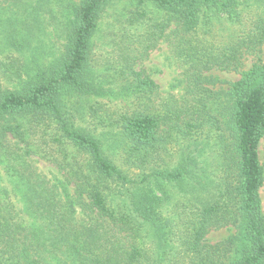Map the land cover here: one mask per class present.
<instances>
[{
    "label": "trees",
    "instance_id": "16d2710c",
    "mask_svg": "<svg viewBox=\"0 0 264 264\" xmlns=\"http://www.w3.org/2000/svg\"><path fill=\"white\" fill-rule=\"evenodd\" d=\"M52 1L57 6L0 0V15L10 13L0 17L7 28L0 29V66L15 85L0 86V148L7 133L24 136V122L47 136L48 160L58 170L53 177L17 173L29 220L0 195V264H264V62L252 63L223 92L207 86L213 78L206 74L236 71L245 54L260 51L264 0H132L127 22L146 23L144 50L168 42L183 69L184 93L158 108L157 84L125 58L118 75H134L125 85L135 92L132 111L118 121L125 168L65 104L71 92L98 91L90 76L93 36L112 0L58 3L65 17L61 52L45 66L35 56L24 61L20 53L40 14L51 11L55 19ZM19 23L29 29L20 32ZM223 23L232 26L227 36L215 31ZM203 139L214 145L211 162ZM173 142L178 157L169 164ZM230 226L227 238L207 241L211 230Z\"/></svg>",
    "mask_w": 264,
    "mask_h": 264
},
{
    "label": "rangeland",
    "instance_id": "374dc122",
    "mask_svg": "<svg viewBox=\"0 0 264 264\" xmlns=\"http://www.w3.org/2000/svg\"><path fill=\"white\" fill-rule=\"evenodd\" d=\"M70 1L77 2L78 0H57V6L52 1L49 6H52L54 20L50 14L51 11H48L41 13L39 22H36V25L30 29L20 23L17 25L20 32H26L28 29L31 31L28 37L29 44H25L27 46L23 47L20 53V57L24 61L32 60L35 56V61L45 66L61 52L65 42L61 33L65 17L63 14H59L63 11L59 8L58 3L61 2L66 6ZM131 8L132 0H112L99 18L97 31L93 36V63L92 71H90V76L96 81L98 91L71 92L65 96L67 108L75 110L76 124L100 138L108 156L114 163L122 167H127L129 163L125 162L126 144L118 121L121 114L132 111L135 97L134 86L130 85L127 88L125 85L129 80L133 81L134 75L131 74L129 79L122 74L118 75L120 73L117 70L122 67V63L125 64V58H127L129 66L134 70H142L157 84L155 103L158 108H161L162 99L170 95L180 98L184 93L183 83L180 82L183 78V69L173 56L168 42L160 39L156 41L154 47L144 50V43H141V40L143 41L147 25L143 23L133 26L127 22V13ZM9 15L10 13L7 11L0 17L5 19ZM229 25L227 23L218 24L215 29L216 33L227 36L229 33L227 26L232 27ZM239 28V25H234L232 29ZM0 29L4 31L7 28L0 25ZM3 46V38L0 36V50ZM17 55L19 52L16 53ZM5 59L3 53L0 52V64ZM255 61L264 62V45L258 52L245 54L242 58V65L236 71L212 69L206 72L213 78V81L207 86L216 92L227 91L230 88V83L239 79L242 73L248 70ZM6 75L0 66V86L12 89L15 86L14 81ZM225 99L224 94L219 95L221 109L218 111L220 112L225 107ZM91 106L95 110L93 116L89 114ZM98 118L102 119V122H99ZM23 123L22 128L26 130L24 136L17 137L7 133L6 141L0 148V195L6 194L18 214L29 220L30 218L22 211V185L17 184L19 183L17 173L24 170L53 177L58 170L48 160L47 136H44L43 132L34 126L28 129V126H23ZM201 139L198 138V142H202ZM203 142L205 143L204 157L208 162H211V157H213L212 140L203 139ZM258 154L264 167V138L260 140ZM177 157V145L173 142L170 154L166 156V162L172 164V160H176ZM260 196L264 209V182L260 188ZM166 208H170V205H166ZM234 231L231 226L214 229L207 234L206 238L208 242L214 243L227 238Z\"/></svg>",
    "mask_w": 264,
    "mask_h": 264
}]
</instances>
